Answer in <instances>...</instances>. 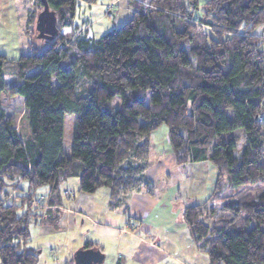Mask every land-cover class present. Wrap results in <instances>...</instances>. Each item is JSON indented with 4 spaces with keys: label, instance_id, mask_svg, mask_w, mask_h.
Instances as JSON below:
<instances>
[{
    "label": "trees",
    "instance_id": "1",
    "mask_svg": "<svg viewBox=\"0 0 264 264\" xmlns=\"http://www.w3.org/2000/svg\"><path fill=\"white\" fill-rule=\"evenodd\" d=\"M46 2L57 35L42 51L28 40L11 70L0 53V96L23 98L18 126L0 100V263L36 264L29 225L57 227L68 178L86 195L105 188L124 214L131 194H151L152 136L165 127L177 169H216L209 196L181 212L197 250L209 264H264V0H129L131 19L98 39L74 23L76 6L95 0ZM41 10L34 0L27 22ZM5 74L17 82L6 85Z\"/></svg>",
    "mask_w": 264,
    "mask_h": 264
},
{
    "label": "rangeland",
    "instance_id": "2",
    "mask_svg": "<svg viewBox=\"0 0 264 264\" xmlns=\"http://www.w3.org/2000/svg\"><path fill=\"white\" fill-rule=\"evenodd\" d=\"M33 1L0 0V53L7 58L8 70H11V66L15 65V61L20 55L30 53L28 40H31L39 51L46 47L47 43L43 41L44 39L38 37L36 25L32 26L27 22V11L31 4L33 6ZM128 1L121 0L115 3L113 7L111 6L113 9L111 13H107L108 11L105 9L107 4H113L109 3L110 0H95L93 4L80 2L76 6L74 18L78 33L86 38L98 39L108 31L123 25L131 19L133 13ZM11 8L16 11L17 15L13 22L11 20ZM115 14H117L116 18L114 17ZM26 31L34 32V35H26ZM30 37L32 38L30 39ZM4 76L6 85L17 82V79L10 75L5 74ZM0 100L7 115L13 119L14 126H18L23 113V98L21 96H9L2 92ZM118 101L119 97H116L114 104H117ZM228 113L230 117L231 114ZM74 122V114L64 115L62 146L67 157L71 153ZM20 125L22 135H26L28 133L27 122L24 120L20 122ZM162 130L164 132L157 133L156 141L152 142L151 145L148 173L154 172V167L163 159V162H165L163 167L169 168L165 173L168 177L165 175L164 177L151 178L148 174L153 192L145 194L139 191L131 194L128 198L129 207L124 215L118 213L122 212L121 209L112 210L109 208L107 199H102L103 193H100L105 190L103 188L100 189L101 191H97L95 195L93 219L85 220L83 226L80 225V219L77 217L74 224L71 223L70 226L62 220L61 223L60 218L64 213L62 205L57 206L60 211L57 227L48 222H31L29 225L30 240L28 247L38 251L36 264H73L74 253L86 241L98 245L104 255L102 264H209L208 256L198 251L190 238L188 229L182 220L181 212L185 206L200 204L209 196L214 186L216 169L209 168L206 165H202V167L199 165L192 169L189 165L185 173L175 166L171 168L170 161L171 158L174 161V157L171 155L172 152H165L169 149V146L166 144V128L162 127ZM241 145L242 142L237 145V148H241ZM160 152H162L161 155H159ZM166 154L169 159L165 157ZM78 185V178L71 177L61 183L60 189H69L77 193ZM46 189V187H41L36 191V200L44 198L46 201L45 197L48 194ZM64 195L70 196V192L66 191ZM44 205L35 204L37 208L41 209V214L46 209ZM130 219L131 225L135 227L142 225L145 230L139 229V231L133 232V234L137 233L135 236L126 234L129 231L131 232V229L127 231L125 226ZM105 225L110 227L105 228ZM121 226L125 227L126 233L113 229L121 228ZM132 231H135V229ZM148 236L150 238L152 236L153 241H160L159 245L166 255L163 256L151 245V247H148L141 241V239H146L145 237ZM167 255L171 256L167 257ZM158 258L161 261H156Z\"/></svg>",
    "mask_w": 264,
    "mask_h": 264
},
{
    "label": "crops",
    "instance_id": "3",
    "mask_svg": "<svg viewBox=\"0 0 264 264\" xmlns=\"http://www.w3.org/2000/svg\"><path fill=\"white\" fill-rule=\"evenodd\" d=\"M121 0H113V1H111L110 0V2L109 3H113V4H107L106 6H105V9L108 11L107 13H111L112 12V7H113V5L115 4V3H118V2H120ZM112 6V7H111ZM109 7V8H108ZM111 7V8H110ZM32 9H33V6H32V4L29 6V8H28V11H27V18H28V15H29V13L32 11ZM10 12H11V20H12V22H13V19L15 20L16 19V17H17V15H16V11H14V9H12L11 8V10H10ZM114 17L116 18L117 17V14H115L114 15ZM100 19V18H99ZM162 132H164V130H162V128H160L157 132H155L154 134H153V136H152V140H153V142H155L156 140H155V138H156V134L157 133H162ZM167 144V143H166ZM154 145V144H153ZM163 145V144H162ZM162 151V150H161ZM167 151H169L170 153H171V150H170V148L169 149H167L165 152L166 153H168ZM161 153L162 152H160V154L159 155H161ZM171 155H172V153H171ZM165 157H168V159H169V156L166 154V156ZM173 162V163H172ZM170 163H171V168L172 167H174L175 165H174V161L172 160V158H171V161H170ZM163 165H165V162H163V159L162 160H160L159 162H158V164L154 167V172H152L151 174L150 173H148L149 174V176L151 177V178H154V177H160V176H165L166 174L165 173H167V171H168V169H166V167L164 168L163 167ZM201 166L202 167V164H199V163H194V164H191L190 165V167H192V169H193V167H198V166ZM152 166V165H151ZM204 166V165H203ZM151 169V168H150ZM215 171V170H214ZM155 173V174H154ZM216 173V172H215ZM167 177H168V175H166ZM177 188V187H176ZM100 189H103V188H100ZM100 189H98L97 191H101ZM47 190V189H46ZM211 190V189H210ZM210 190H209V192H210ZM66 191H69L70 192V196H66V195H64V192H66ZM97 191L94 193V194H92V195H86V194H83V193H81V192H79V190H78V192L77 193H74V191L73 190H69V189H61V200H62V208H63V214H62V217L60 218V222H61V220H62V222H64L65 224H67L68 226H70L71 225V223H73L74 224V221H75V218L77 217L78 219H80V225L81 226H83L84 225V223H85V220H88V219H90V220H92L93 218H92V212H94V201H95V195H96V193H97ZM178 191V190H177ZM208 192V193H209ZM44 193H46V191H44ZM43 193V194H44ZM100 193H103V198L102 199H107V190L105 189V190H102V192H100ZM107 193V194H106ZM76 194V195H75ZM77 204V205H76ZM119 214H122V215H124V213L123 212H118ZM77 219V220H78ZM61 222V223H62ZM131 223V219H130V221H127L126 222V230L128 231L129 229H131V232L129 231V233H126L125 231V227H122L121 226V228H113V229H117V230H120V232H122V233H126V234H130V235H137V233H134L133 234V232H137V231H139V229H142V230H145V228L141 225V226H139V227H135V226H133V225H131L130 224ZM95 224V223H94ZM107 226H109V225H105L104 227L105 228H107ZM110 227V226H109ZM133 229H135V231H132ZM146 239H141V241L145 244V245H147L148 247H151L152 246V248H154L155 250H157V251H159L163 256L164 255H166L165 253H164V250H163V248H161L160 247V241H158V240H152V236H151V238H150V236H148V237H145ZM83 244L84 243H82L81 245H80V247H79V249L80 248H82L83 247ZM151 245V246H150ZM100 250V249H99ZM101 251V250H100ZM168 256H171V255H167V257ZM104 261V260H103ZM156 261H161V260H159V258L156 260ZM103 263V262H102Z\"/></svg>",
    "mask_w": 264,
    "mask_h": 264
},
{
    "label": "water",
    "instance_id": "4",
    "mask_svg": "<svg viewBox=\"0 0 264 264\" xmlns=\"http://www.w3.org/2000/svg\"><path fill=\"white\" fill-rule=\"evenodd\" d=\"M42 10L37 15L36 30L40 39H51L57 35L56 16L46 0H41ZM104 255L98 249L80 248L74 253V264H102Z\"/></svg>",
    "mask_w": 264,
    "mask_h": 264
},
{
    "label": "built area",
    "instance_id": "5",
    "mask_svg": "<svg viewBox=\"0 0 264 264\" xmlns=\"http://www.w3.org/2000/svg\"><path fill=\"white\" fill-rule=\"evenodd\" d=\"M46 198V197H45ZM44 202H45V199L44 198H40V199H37L36 200V202H35V204L36 205H41V204H44ZM44 213V212H43Z\"/></svg>",
    "mask_w": 264,
    "mask_h": 264
}]
</instances>
